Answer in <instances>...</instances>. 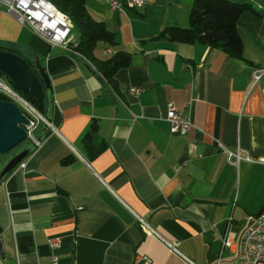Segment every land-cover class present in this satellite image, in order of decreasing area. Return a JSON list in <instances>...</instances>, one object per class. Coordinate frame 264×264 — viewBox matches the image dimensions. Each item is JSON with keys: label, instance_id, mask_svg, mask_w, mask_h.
<instances>
[{"label": "crops", "instance_id": "crops-1", "mask_svg": "<svg viewBox=\"0 0 264 264\" xmlns=\"http://www.w3.org/2000/svg\"><path fill=\"white\" fill-rule=\"evenodd\" d=\"M233 1L250 5L237 20L240 59L158 37L166 26L188 25L192 0L120 10L87 0L118 40L98 43L95 56L130 53L114 75L116 92L90 62L0 9V44L45 68L56 129L46 126L25 166L0 183V264H213L225 230L240 237L247 216L264 207V78L252 85V69L264 61V0ZM168 103L192 121L185 135L170 131ZM92 121L106 142L93 157L81 140ZM238 147L254 160L230 162L225 149ZM138 217L178 252L146 235ZM233 251L222 250L221 264H233Z\"/></svg>", "mask_w": 264, "mask_h": 264}, {"label": "trees", "instance_id": "trees-1", "mask_svg": "<svg viewBox=\"0 0 264 264\" xmlns=\"http://www.w3.org/2000/svg\"><path fill=\"white\" fill-rule=\"evenodd\" d=\"M48 1L60 12L64 13L72 24L74 38L68 43V46L84 56L86 59L84 61L90 62L101 78L116 92L117 83L114 75L118 69L129 64L130 53L124 50H117L107 59L97 58L94 50L98 43H102L106 48H109L117 46L118 40L115 33L110 31L102 21L96 20L91 16L87 9V0ZM248 9H250L248 3L233 0H192L188 12V25L166 26L160 31L158 37L174 42L202 43L212 48L220 49L234 59H240L242 58V40L237 31V20ZM0 49L20 54L11 47L1 44ZM27 60L30 61L31 59ZM0 76L12 84L10 78L1 71ZM18 92L33 104L46 119L48 118L50 104L46 90H44L43 100L36 99L28 91L18 90ZM7 99L6 96L0 93V100ZM95 129L96 124L92 121L81 138L83 148L91 157L98 155L106 148V142L98 141L94 135ZM46 135L47 133L43 134V138ZM70 159L66 158L64 162L67 163Z\"/></svg>", "mask_w": 264, "mask_h": 264}, {"label": "built area", "instance_id": "built-area-1", "mask_svg": "<svg viewBox=\"0 0 264 264\" xmlns=\"http://www.w3.org/2000/svg\"><path fill=\"white\" fill-rule=\"evenodd\" d=\"M111 9L120 10L122 7L136 8L141 7L146 0H104ZM4 9L8 13L15 16L17 21L28 26L33 32L47 40L50 46H58L63 50L72 53L75 57L86 60L74 48L69 47L68 43L74 38L72 33V24L69 18L60 12L48 0H0V9ZM264 78V61L261 65L252 69V85H256ZM135 94H138L141 89H132ZM0 93L6 96L7 101L15 103L21 112L28 118L29 124L25 126L27 137L35 141V135L38 127L41 124H46L48 127L56 131L54 126L45 118V116L35 108L27 99H25L12 84L5 78L0 76ZM166 120L169 123L170 131L179 135H185L193 123L189 117L182 115L173 104L168 103L166 110ZM37 146L40 144L35 141ZM225 153L230 162L238 165L240 161H253L254 159L247 153L245 149L238 147L235 150L225 149ZM264 163V159L258 160ZM18 167L23 168L25 163L20 161ZM138 220L146 235H160L142 218ZM231 216L227 218V223L231 222ZM227 228L221 238V247L219 255L213 264H221V252L225 248L234 247L232 263L233 264H264V210L260 214H251L246 218V223L243 226L240 237L233 241L228 234ZM166 245L178 252L176 246L166 239L160 237ZM52 247H57L58 242L52 240ZM186 258V257H184ZM148 261V259H146ZM192 263L188 258H186ZM54 262L57 259L54 258ZM193 264V263H192Z\"/></svg>", "mask_w": 264, "mask_h": 264}, {"label": "water", "instance_id": "water-1", "mask_svg": "<svg viewBox=\"0 0 264 264\" xmlns=\"http://www.w3.org/2000/svg\"><path fill=\"white\" fill-rule=\"evenodd\" d=\"M0 71L10 78L13 88L28 91L38 100H43L44 90H46L47 96L52 92L45 68L36 58L28 61L18 53L0 49ZM48 98L51 109V96ZM28 124V118L15 103L0 100V155H5L20 146L9 157L0 161V183L20 161L36 148L35 141L41 143L43 140V134L46 133L48 126L44 124V129L35 135L34 141L27 137L25 126ZM263 210L264 207L257 212V215ZM4 260L5 253L0 242V262Z\"/></svg>", "mask_w": 264, "mask_h": 264}, {"label": "rangeland", "instance_id": "rangeland-1", "mask_svg": "<svg viewBox=\"0 0 264 264\" xmlns=\"http://www.w3.org/2000/svg\"><path fill=\"white\" fill-rule=\"evenodd\" d=\"M19 147H20V146L15 147L14 150L11 151V152H12V153L15 152L17 149H19ZM11 152H9V153H7V154H5V155H0V161L3 160V159H6L7 157H9L10 154H11Z\"/></svg>", "mask_w": 264, "mask_h": 264}, {"label": "flooded vegetation", "instance_id": "flooded-vegetation-1", "mask_svg": "<svg viewBox=\"0 0 264 264\" xmlns=\"http://www.w3.org/2000/svg\"><path fill=\"white\" fill-rule=\"evenodd\" d=\"M13 151V150H12ZM11 152V151H10ZM12 153V152H11Z\"/></svg>", "mask_w": 264, "mask_h": 264}]
</instances>
